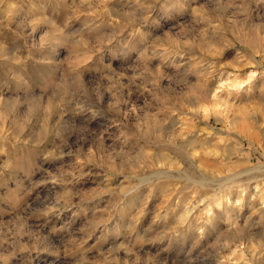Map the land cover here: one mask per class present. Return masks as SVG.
<instances>
[{"label": "rangeland", "instance_id": "obj_1", "mask_svg": "<svg viewBox=\"0 0 264 264\" xmlns=\"http://www.w3.org/2000/svg\"><path fill=\"white\" fill-rule=\"evenodd\" d=\"M0 264H264V0H0Z\"/></svg>", "mask_w": 264, "mask_h": 264}]
</instances>
